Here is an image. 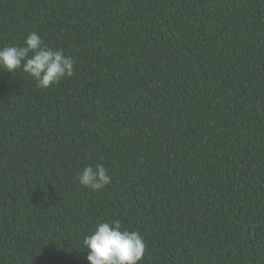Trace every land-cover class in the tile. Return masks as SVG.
Returning a JSON list of instances; mask_svg holds the SVG:
<instances>
[{
    "label": "trees",
    "instance_id": "trees-1",
    "mask_svg": "<svg viewBox=\"0 0 264 264\" xmlns=\"http://www.w3.org/2000/svg\"><path fill=\"white\" fill-rule=\"evenodd\" d=\"M30 32L73 74L0 70V264H88L113 219L139 264H264V0H0Z\"/></svg>",
    "mask_w": 264,
    "mask_h": 264
},
{
    "label": "clouds",
    "instance_id": "clouds-1",
    "mask_svg": "<svg viewBox=\"0 0 264 264\" xmlns=\"http://www.w3.org/2000/svg\"><path fill=\"white\" fill-rule=\"evenodd\" d=\"M73 65L70 56L45 45L35 32L28 33L21 45L0 47V70L13 74L21 69L42 89L70 77ZM78 182L91 191H99L111 183V178L103 164H96L95 168L87 165L79 172ZM82 247L88 264H139L146 245L138 231L123 228L119 219H113L97 223L83 237Z\"/></svg>",
    "mask_w": 264,
    "mask_h": 264
}]
</instances>
